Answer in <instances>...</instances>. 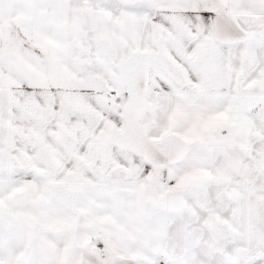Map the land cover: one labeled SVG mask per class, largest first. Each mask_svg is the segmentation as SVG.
Returning <instances> with one entry per match:
<instances>
[{"label":"snow or ice","instance_id":"snow-or-ice-1","mask_svg":"<svg viewBox=\"0 0 264 264\" xmlns=\"http://www.w3.org/2000/svg\"><path fill=\"white\" fill-rule=\"evenodd\" d=\"M0 264H264V0H0Z\"/></svg>","mask_w":264,"mask_h":264}]
</instances>
